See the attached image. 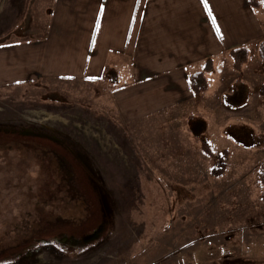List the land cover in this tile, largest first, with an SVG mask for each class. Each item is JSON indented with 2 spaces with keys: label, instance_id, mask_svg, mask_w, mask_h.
<instances>
[{
  "label": "rangeland",
  "instance_id": "374dc122",
  "mask_svg": "<svg viewBox=\"0 0 264 264\" xmlns=\"http://www.w3.org/2000/svg\"><path fill=\"white\" fill-rule=\"evenodd\" d=\"M27 1L0 0V33L17 18L21 31ZM260 58L246 70L225 68L217 94L146 129L122 124L100 102L103 86L89 81L0 86V264L255 259L264 247ZM63 158L75 167L78 194L62 188ZM100 224L101 238L83 248L61 239L82 240Z\"/></svg>",
  "mask_w": 264,
  "mask_h": 264
},
{
  "label": "crops",
  "instance_id": "0c3cea01",
  "mask_svg": "<svg viewBox=\"0 0 264 264\" xmlns=\"http://www.w3.org/2000/svg\"><path fill=\"white\" fill-rule=\"evenodd\" d=\"M26 6L21 31L17 18L0 33V86L45 78L99 84L100 102L128 127L146 129L189 113L198 98L217 94L225 68L235 70L232 49L249 50L246 70L264 40V11L249 0H28ZM198 72L208 81L202 92L191 86ZM258 252L248 264H264V247Z\"/></svg>",
  "mask_w": 264,
  "mask_h": 264
},
{
  "label": "flooded vegetation",
  "instance_id": "af4514ba",
  "mask_svg": "<svg viewBox=\"0 0 264 264\" xmlns=\"http://www.w3.org/2000/svg\"><path fill=\"white\" fill-rule=\"evenodd\" d=\"M57 140H59V139H57ZM41 150L43 151L44 154H47L46 153L48 151L47 146L42 145ZM52 152L57 157L56 153H58V152L56 150H53ZM59 160L64 162V166L62 167L63 170L60 171L61 172V178H60L61 183H64V186H62V188L72 192V194H78V193L82 192V187H80L78 182L76 181V178H78V176L76 175V170H75V167H73V164L71 162H69L70 161L69 159L66 160L63 158V159H59ZM64 167L66 170L64 169ZM70 168H73V169H70ZM103 230H104L103 226L100 224V227L98 229H96L95 233H93V234L89 233V234L84 235L82 240L77 239L73 235H71L72 236L71 239H67L65 236L62 237L61 239L64 242L70 241V243H72L74 241L73 246L83 248V246H84L83 244H88V243H91V241H96L97 239L101 238V232ZM42 240L45 244L48 242H52V240H49L46 238H43Z\"/></svg>",
  "mask_w": 264,
  "mask_h": 264
},
{
  "label": "trees",
  "instance_id": "16d2710c",
  "mask_svg": "<svg viewBox=\"0 0 264 264\" xmlns=\"http://www.w3.org/2000/svg\"><path fill=\"white\" fill-rule=\"evenodd\" d=\"M264 0H249L250 4L253 7H258L261 5V3ZM231 54L233 56L234 60V66L239 68L241 65H243L248 60L249 50L246 47H238L231 50ZM259 54L261 58L264 60V40L260 42L259 46ZM207 69L211 68V61L209 60L206 65ZM207 78L202 72H198L193 74L191 76V86L195 92H202L207 87ZM243 96V95H240ZM239 94H237V97H240ZM263 171L261 172V179L264 181V163L262 167ZM263 198H264V192H263Z\"/></svg>",
  "mask_w": 264,
  "mask_h": 264
},
{
  "label": "snow or ice",
  "instance_id": "6c2138e0",
  "mask_svg": "<svg viewBox=\"0 0 264 264\" xmlns=\"http://www.w3.org/2000/svg\"><path fill=\"white\" fill-rule=\"evenodd\" d=\"M205 4H207V0H204Z\"/></svg>",
  "mask_w": 264,
  "mask_h": 264
}]
</instances>
